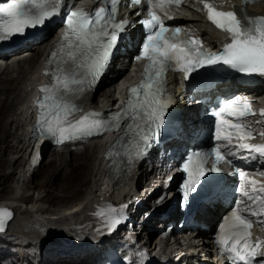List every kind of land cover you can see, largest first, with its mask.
<instances>
[{
  "label": "snow or ice",
  "instance_id": "obj_1",
  "mask_svg": "<svg viewBox=\"0 0 264 264\" xmlns=\"http://www.w3.org/2000/svg\"><path fill=\"white\" fill-rule=\"evenodd\" d=\"M120 2L121 0H103V7L71 11L64 17L67 28L57 51L52 53V61L62 53V62L67 67H58L56 83L41 89L44 95L39 103L41 128L56 138L57 143L98 135L111 126L118 128L120 120L127 117L132 121L128 132L135 135L140 153H143L159 138L165 115L169 106L174 103L173 98L166 94L168 71L181 72L184 79L188 80L198 69L222 64L249 75L264 76V16L248 17L245 8L249 26L242 27L235 11H220L212 3L202 0L208 20L231 37V43L226 44L221 52L213 54L202 50L200 40H181L180 27H176L171 37L166 35L168 28L157 9L166 16V8L179 6L181 0H147L149 18L141 23L148 32L142 44V52L137 57L148 61L144 68V80L129 89V99L115 121L103 123L91 119L96 115L93 113L75 123H68V116L77 109L65 94L73 93V85L80 86L75 89L77 93L83 92L85 86L91 88L95 85L107 69L121 33L125 31L126 22L116 19ZM128 2L140 5L142 0ZM254 2L255 0H245V5ZM62 4L63 0H20L8 7H0V41L10 40L15 35H23L28 28L43 25L46 20L61 13ZM260 114L264 116V110ZM213 115L220 118L215 129L217 141L233 145V137L239 141L255 138L252 130L241 122V118L255 115L249 103L238 104L237 99H229ZM225 116L231 119H226ZM222 125L227 127H221ZM237 146L264 155V145L241 142ZM211 156L215 157V164L208 168L206 165ZM223 162L229 161L219 145L211 152L193 151L186 157L182 166L187 174L186 182L182 185L185 202L197 191V186L209 172L221 171L219 165ZM240 175L243 176L244 173L241 172ZM252 183L255 185L256 181ZM243 194L249 200L253 199L247 192ZM115 212L116 209L109 208L107 212L102 210L97 213L105 218L109 231L115 230L123 220V216L112 215ZM11 217L10 211L0 209V232L4 231L5 223ZM252 227L249 218L239 211H233L220 228L219 244L229 254L232 264H258L256 258L264 256V251H261L264 241L253 243L251 240Z\"/></svg>",
  "mask_w": 264,
  "mask_h": 264
},
{
  "label": "bare ground",
  "instance_id": "obj_2",
  "mask_svg": "<svg viewBox=\"0 0 264 264\" xmlns=\"http://www.w3.org/2000/svg\"><path fill=\"white\" fill-rule=\"evenodd\" d=\"M192 1L196 6H194V4H188V6L182 7L183 13L180 15L181 19H183L182 23L193 26L196 31L204 35L212 44L222 46L226 42L231 41V37L228 33L217 27L210 28L205 21V14L201 12V8L206 10L204 8V2L212 3L217 10L220 11H235L238 18L241 20L242 27L249 26L245 18V13L240 12V0ZM245 8L248 17L255 18L264 16V0L248 3ZM25 38V35H21L7 41H0V46L11 50ZM51 40L52 37H49L38 45L32 44L28 49L22 51H19V49L15 50L14 53L9 55L8 59H18L20 55H26L30 52L29 50H33L29 57L22 60L11 61L10 63L6 62L5 65L0 63V191H5L8 182L14 178L15 174L18 175L17 171L20 167H23L21 158H25L27 154L31 155L34 150V147H32L33 140L29 139V134L27 135L24 128L25 121L28 117L27 111L28 109L30 110L31 106V102L27 101V97L31 95V88L34 82L39 84L41 80L45 78L44 69L49 67V63L47 61L44 68H40V66L44 62L42 59ZM6 54L9 53L7 52ZM125 61L126 59L121 60L119 68H117L115 64L111 69L110 73L101 84L102 86L103 83L107 81L111 86L103 91L102 96L97 101L94 96L101 86L95 91L86 92L85 95L76 98L72 102L77 110L68 116V123H75L84 116L93 113L96 115L91 117V119L95 120L108 116L110 118L114 115L112 111L117 105V94L120 89H122L123 84H126L131 78L129 70L125 68ZM27 67L35 69L36 71L30 72ZM52 69V67L48 68L50 79L45 87L50 86L53 82ZM15 71H19L22 74H15ZM30 74L31 78H29ZM253 77L256 84L254 87L250 88V91L255 92L259 97L264 99V76L253 74ZM174 82L175 80L173 83ZM14 87L16 89H14ZM13 92H15V95H13ZM23 92L26 93V99H23L24 103L21 101V103H23L21 108L19 107L17 111H14L15 106L17 107V105H14L15 98L19 97L21 100ZM11 113L13 114L12 118L10 116ZM18 113L19 115H16ZM21 124H23L21 129L24 128V132L20 135L18 130L20 128H18V126ZM13 128L16 130L14 131ZM123 128L124 127H120L116 129L115 131L117 132L110 136L118 137L123 133ZM10 129H13V131H10ZM107 136H109V133L100 134L97 137L93 135L91 136L93 139H91V141L88 140L89 142H79L80 139L67 140L62 145L66 146L64 150H68L66 148L70 149L68 153L62 151L63 148H56L58 150L54 152L55 157L48 161L46 166L41 167L40 165L32 173L38 174L41 172L44 174V182L41 187L44 188L46 192L45 196H39L37 200L32 202L29 195L27 196L21 193L20 184L27 178L30 161L28 160V163L24 164L20 176L14 182L15 185L12 184V191L17 188V193L6 196L4 200L0 201V206H6L15 212V217L11 220L9 227L5 231L0 232V236L7 235L5 239L1 240V244L10 245L12 250V252L7 253V257L2 259L5 260L8 256L12 258L15 256L13 252L17 250L18 252L16 251V255L17 253L19 254L17 257L22 260L20 261L23 264H30L34 259L37 264H48V262L57 261V259L64 256H69L68 258L72 264H96V259L100 256L102 249H105L109 244L113 247L118 246L122 249L121 264H146L149 261L171 262L170 259L172 255L170 254L176 252L175 248L177 245H181L184 247V250H187L184 258L188 260L198 258L201 260L209 259V257H204L209 256L213 246L211 234L208 232L199 234L184 233L179 236L174 235L171 239L162 240L160 242L153 241L150 243L149 240H146L143 244L148 245V247L143 248L139 246L135 240H132L130 245H127L117 234H103L102 231H100L97 225L100 217L97 213L101 211L102 206L111 204L122 205L126 200L133 198L135 187H137L140 180L148 182L150 179L155 178L157 173V167L154 166L151 159L144 160L143 162H136L128 167L124 164L119 165L117 163L114 166L111 165L110 160L113 159L114 148H111L110 151L108 150ZM11 137L13 138L12 142L10 141ZM79 145H85V153H82L85 150L82 151ZM48 146L51 145L48 144ZM74 146L76 149H73ZM97 150L99 154L96 163H94ZM42 151L44 155L43 147ZM108 151L109 156L107 155ZM12 154H14L13 157H11ZM67 154L71 155L74 161L84 154H87L86 159H88L76 163L73 162ZM42 162L43 159L41 164ZM109 177L113 181L114 190L112 192H110L105 182ZM175 185L174 187H176ZM174 190V188L171 189L173 192ZM174 194L176 193L174 192ZM156 197V195H153V197L144 202V209L141 210L142 214L143 211H148L151 208V202L153 199H156ZM41 200L56 202L59 206L53 208L50 204L43 205L40 203ZM75 201H77L75 205L73 204V206L71 205L67 208H63ZM169 202L170 201H167L165 205H168ZM154 205H156L155 201ZM57 213L59 215H57ZM178 214L179 212L177 211L176 215ZM54 215H57V217L62 215L64 219H71V221L81 229L79 236L83 241L82 244L78 243L76 246L72 244L59 245L60 249L62 246H70L71 253L68 252V255H60L62 253L58 250L47 252L42 248V251H40L33 247L36 244L32 239L38 236L43 224ZM219 215L220 206H215L214 208L202 212V218L208 224L215 222L216 217ZM150 223H153L152 218L148 220L147 225L141 231L139 237L145 234ZM94 236H96V238H94ZM26 239L31 241H26ZM69 241H73L76 244L75 240ZM164 248L168 251L166 252ZM30 249L34 251L33 255L31 251H27ZM55 249L57 248L55 247ZM2 256L3 255H1V257ZM13 259L14 258L10 260L11 262L9 264H19L18 261L15 263L12 262ZM58 263L69 264L63 262Z\"/></svg>",
  "mask_w": 264,
  "mask_h": 264
},
{
  "label": "rangeland",
  "instance_id": "obj_3",
  "mask_svg": "<svg viewBox=\"0 0 264 264\" xmlns=\"http://www.w3.org/2000/svg\"><path fill=\"white\" fill-rule=\"evenodd\" d=\"M27 69L30 72L31 71L34 72V69H31L29 67H27ZM15 74H22V73H20L19 71H15ZM29 78H31V74L29 75ZM109 86H111L109 82L106 81V82L103 83V85L101 86V88L97 91V93H95V96L94 97H95V100L96 101L102 96L103 91L105 89H107ZM14 89H16V88L14 87ZM13 95H15V92H13ZM25 96H26V93L23 92L22 93L21 100L19 99V97H16L15 98L14 105H17V107L15 106L16 109L14 108V111H17L19 109V107L21 108V105L24 103V100L26 99ZM21 101L23 103H21ZM12 113H13V111H12ZM12 113L10 115L11 118L13 116ZM16 115H19V113L16 114ZM23 122H24V120H23ZM21 126H23V124H21L20 126H18V128H20V129H18L19 132H20V135L24 132V128L21 129L22 128ZM13 129L12 130L10 129V131H13ZM15 130L16 129H14V131ZM10 139H11L10 141L12 142L13 138L11 137ZM66 149H68V150H64V148H63L62 151H65V152L68 153L70 149L69 148H66ZM81 149H82V151L85 150V145H81ZM56 150H58V149H56V148H54L52 146H48V145H45L44 146V155H43V162L41 164V167L46 166L47 165L46 163H48V161H50L52 158L55 157V155H54L55 153L54 152ZM34 152L35 151L33 150V152H32L31 155L30 154H27L25 156V158L24 157L21 158L22 159V166L23 167H24V164L28 163L27 162L28 160L30 161V159H31L32 155L34 154ZM85 152H86V150L84 152H82V153H85ZM98 154L99 153H98V150H97V153L95 154V161H94V163H96V160L98 158ZM13 155L14 154H12L11 157H13ZM86 155L87 154H84L82 157L77 158V160L74 161V158H72L71 155H68L67 154V156L71 160H73V162H76V163L83 162L84 160H87L88 158L86 159ZM23 167H20V169L17 171L18 172V175L15 174L14 178L11 179L8 182L5 191H0V201L1 200H4L6 198V196H11V195H14L15 193H17V190H16L17 188L12 191V184L15 185L14 182L20 176V172H21V170H22ZM43 182H44V174L41 173V172L38 173V174L34 173V174H32V176L28 177V179L26 178V180L25 181H22V183L20 184L21 193H24L27 196L29 195V198L31 199V202L32 201H35V200H37V198L39 196H43V195L45 196V193L46 192H45L44 188L41 187V186H43V184H42ZM77 201H75L74 203L69 204L68 206L66 205L63 208H67V207H69L71 205L73 206V204L75 205V203H77ZM40 203H42L43 205L44 204L45 205L50 204V206L53 207V208L59 206L56 202H51V201H48V200H43V201L41 200ZM58 209H61V208H58ZM57 215H59V214L57 213ZM57 215L52 216V218L50 220H48L45 224H43L42 229H41V232L38 234L37 237H35L34 239H32V241H34V243L36 244L33 247H35L37 250L39 249L40 251H42L41 250V248H42V249H44L47 252H52V251L58 250L59 252L62 253L60 255H63L64 256V255H68L69 254L68 252L71 253L70 246H68V245L66 247H63L62 246L61 249H60L59 245L72 244V245L76 246V245H78V243L82 244L83 241L80 239V236H79V233L81 232V229H79V227L76 226L74 224V222L71 221V219H69V218H65L64 219L62 217V215L60 217H57ZM6 237H7V235L6 236H0V244L2 243L1 240L5 239ZM69 240H75L76 241V244L73 241H69ZM26 241H31V240L26 239ZM55 247L57 249H55ZM16 251L13 252V253H15V256L12 257V258H14L12 260V262L15 263L16 261H18L19 264H23V263H21L22 260L17 257V256H19V254L17 253V255H16ZM27 251H31V254L32 255L34 254V251L32 249L27 250ZM9 252H12L10 245L1 244L0 245V260L2 258L7 257V253H9ZM1 255H3V256L1 257ZM68 257L69 256H64L62 258L57 259V261L58 262L72 264L71 261H70V259ZM12 258H10V256H8V258L5 259L6 261L4 259H2L1 260V264H9L11 262L10 260ZM59 260H62V261H59ZM57 261H50V262H48V264L49 263L59 264ZM35 262H36V260L34 259V261L31 262L30 264H37Z\"/></svg>",
  "mask_w": 264,
  "mask_h": 264
},
{
  "label": "water",
  "instance_id": "obj_4",
  "mask_svg": "<svg viewBox=\"0 0 264 264\" xmlns=\"http://www.w3.org/2000/svg\"><path fill=\"white\" fill-rule=\"evenodd\" d=\"M0 209H4L3 207H0Z\"/></svg>",
  "mask_w": 264,
  "mask_h": 264
}]
</instances>
